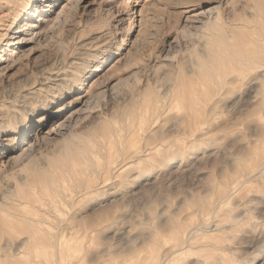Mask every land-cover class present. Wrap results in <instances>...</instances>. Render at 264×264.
I'll return each instance as SVG.
<instances>
[{
  "label": "rangeland",
  "instance_id": "rangeland-1",
  "mask_svg": "<svg viewBox=\"0 0 264 264\" xmlns=\"http://www.w3.org/2000/svg\"><path fill=\"white\" fill-rule=\"evenodd\" d=\"M49 1H0V249L144 264L157 242L163 264H264V169L244 171L264 145V68L198 76L216 19L226 42L264 46V0ZM26 224L56 239L47 258L22 245Z\"/></svg>",
  "mask_w": 264,
  "mask_h": 264
},
{
  "label": "bare ground",
  "instance_id": "bare-ground-1",
  "mask_svg": "<svg viewBox=\"0 0 264 264\" xmlns=\"http://www.w3.org/2000/svg\"><path fill=\"white\" fill-rule=\"evenodd\" d=\"M1 1V0H0ZM40 0H37V4H39ZM69 1V0H68ZM67 1V2H68ZM84 2V0H75L74 6H79L80 4H82ZM87 2V1H86ZM133 2V1H132ZM15 3V2H14ZM49 6L52 4H56L54 2H51V0L49 2H46ZM70 3V2H69ZM4 4V3H3ZM15 5V4H14ZM36 5V4H35ZM3 6V5H2ZM13 6V5H12ZM75 6V7H76ZM22 7V11L26 12L27 9L30 7H27V4H21ZM74 7V8H75ZM1 8V7H0ZM14 8V7H13ZM39 10V9H38ZM36 12V11H34ZM16 14V13H15ZM58 13L55 14V16H57ZM59 15L61 16V14L59 13ZM58 15V17H59ZM208 15V14H206ZM51 16V15H50ZM209 16V15H208ZM216 16V15H215ZM213 16V17H215ZM54 17V19H56V21L58 20ZM210 17V16H209ZM63 18V17H62ZM212 19V18H211ZM214 19V18H213ZM212 19V20H213ZM55 21V20H53ZM22 25V24H21ZM11 26V25H10ZM30 26V25H29ZM246 26V25H245ZM211 31L214 32L213 34V42H215L217 39H219L221 42L216 43V48L215 51L210 53L207 57L206 60L200 65L201 67V71L199 72L198 76H201L205 81H209L211 84H213L214 86L217 85H222V86H227V85H233L235 84L238 80L236 77H234L233 75L236 72L235 66H238L242 69V71H248L250 69H255L256 70L258 68H264V46L261 45H257V47L255 48H248L245 46L244 43L242 42H238V43H234V44H230L228 42L225 41V32H223V29L220 27V24L218 22V20L216 19L215 22L213 23L212 27H211ZM259 31V30H258ZM217 33H220L218 35H216ZM12 37V36H11ZM211 39V38H210ZM233 39V38H232ZM241 39V37L239 38ZM212 40V39H211ZM243 40V39H242ZM250 40V39H249ZM252 40V39H251ZM235 41V40H234ZM238 41V40H237ZM245 41V40H244ZM232 42V41H231ZM246 43V42H245ZM172 48V47H171ZM173 49V48H172ZM167 51V50H166ZM262 71V70H261ZM197 73V72H196ZM217 76L222 78V81H218L217 80ZM252 76V75H251ZM260 77V76H259ZM262 84H264V81H262ZM255 85V84H254ZM257 87V86H256ZM222 93V92H221ZM211 94V93H210ZM221 95V94H220ZM258 98V97H257ZM84 103V102H83ZM82 105V104H81ZM87 105V104H86ZM80 109V108H79ZM83 112V111H82ZM81 112L79 110H73L70 111L68 113H66L64 115V118H66V123L69 125L72 124H77L79 122V114ZM59 122V121H58ZM65 124V123H64ZM69 125V126H70ZM28 126V125H27ZM49 127V126H48ZM25 129V128H24ZM23 129V130H24ZM53 129V128H52ZM51 129V130H52ZM55 129V128H54ZM70 130V127L68 126H60V127H56L55 132H59V134H63L65 135V132H68ZM25 131V130H24ZM47 131V130H46ZM43 131V132H46ZM54 131V130H52ZM106 132H108L109 130H105ZM71 132V131H70ZM48 133V132H47ZM50 133V132H49ZM39 134V135H38ZM38 136H33L31 141L33 143L36 142V144L38 143L39 139H40V133H38ZM259 134V133H258ZM262 135L264 137V129L262 130ZM58 136V135H56ZM58 138V137H57ZM15 141V140H14ZM31 142V143H32ZM41 142V141H40ZM43 143V142H42ZM41 143V144H42ZM30 144V143H29ZM39 144V143H38ZM37 144V145H38ZM40 144V146H42ZM46 145V144H45ZM30 146V145H29ZM27 147V146H26ZM34 145L31 144V146L29 147V154L31 153L30 151L33 149ZM40 148V147H39ZM67 149L68 151H70L72 149V144H67ZM23 150V149H22ZM91 150V149H90ZM37 151V149H36ZM29 156V155H27ZM26 157V155H25ZM26 159V158H25ZM77 160V159H76ZM18 161V160H17ZM24 160H22L23 162ZM114 162V161H113ZM8 163V162H7ZM19 163V162H18ZM107 165V164H106ZM240 165V164H239ZM17 167V166H16ZM31 167H28L27 170H31ZM66 169V168H65ZM107 172H110L111 170L109 169V164L108 167H106ZM264 169V145L262 147V149L260 150V152H258L257 158L256 159H252L247 165H245L244 167V171L247 173L248 175V179L249 177H253V176H261L262 172ZM41 177H40V185L44 186L46 185L48 182H52L56 179L55 174H50L47 172L41 173ZM80 174V173H79ZM112 175V174H111ZM246 176V175H245ZM37 177V176H36ZM64 177V176H63ZM34 179V178H33ZM32 179V180H33ZM244 181V180H243ZM242 181V183H243ZM34 182V181H33ZM84 182V181H83ZM241 183V185H242ZM34 184V183H33ZM244 186V185H243ZM39 190V189H38ZM24 192V191H23ZM55 192V191H54ZM234 193V192H233ZM25 194V193H24ZM22 195V196H26ZM228 195V194H227ZM233 195L232 193L229 194ZM228 197V196H227ZM226 198V197H225ZM223 198V199H225ZM22 199V198H21ZM221 199V198H220ZM26 201V199H25ZM29 202V201H26ZM32 202V201H31ZM225 202V201H224ZM204 203V201H203ZM215 203V202H214ZM31 204V203H30ZM29 204V205H30ZM205 204V203H204ZM218 204V202H217ZM5 205V204H4ZM8 206V205H7ZM215 206V205H214ZM3 207H6L3 206ZM205 207V206H204ZM207 207V205H206ZM218 206H215V210ZM254 209V208H253ZM252 209V210H253ZM11 210V208H10ZM8 210V211H10ZM205 210V209H204ZM214 210V209H212ZM214 210V212H215ZM219 210V208H218ZM12 211V210H11ZM16 211V210H15ZM256 211V210H255ZM14 212V210H13ZM210 212V211H209ZM213 212V213H214ZM9 215V214H7ZM213 216V215H212ZM25 217V216H22ZM29 218V217H28ZM27 219V218H26ZM31 219V218H30ZM43 219V217H42ZM215 219V218H214ZM208 221V220H207ZM212 221V220H211ZM32 223L34 221H31ZM28 222V223H31ZM23 223V222H22ZM16 224V223H15ZM25 224V223H24ZM38 224V223H37ZM198 224V223H197ZM200 225V223H199ZM24 226V225H23ZM37 226V225H36ZM91 226L94 227L95 224L91 223ZM197 226V225H195ZM194 226V228H195ZM211 225H209L210 227ZM27 227V228H26ZM26 229L29 230L30 236L28 238L27 241H25L24 243H22V245H24L27 248H30L31 250H37L36 253L40 254L42 257L47 258V248L50 245H54L56 246V239L55 241L53 239H51L50 237H48L47 235L49 234V232L47 233V235L45 233H42V231L37 230V227H34V224H26ZM199 227V226H198ZM202 227V226H201ZM207 227V226H206ZM19 228V227H17ZM23 228V227H22ZM24 228V229H25ZM193 228V229H194ZM205 228V226H204ZM197 229V228H196ZM207 229V228H206ZM219 229V228H218ZM217 229V230H218ZM27 230V231H28ZM46 230V229H45ZM94 230V229H93ZM185 230V227L177 225L174 227L173 230V234H174V240L176 242V252L182 251L185 248V244H187V241L189 240L188 238L183 239L181 236V233ZM192 230V229H191ZM25 231V230H24ZM210 231V230H209ZM215 231V230H214ZM17 232V230H16ZM21 232V231H20ZM44 232V229H43ZM47 232V231H46ZM190 232V231H189ZM192 232V231H191ZM208 232V231H207ZM187 234V233H186ZM197 236V235H196ZM14 237V236H13ZM54 237V236H53ZM12 239V238H11ZM14 239V238H13ZM27 239V238H26ZM15 241V240H14ZM7 242V241H6ZM208 242V241H205ZM15 243V242H14ZM17 243V242H16ZM157 242L153 243L151 252L147 258V261L144 262V264H163L162 263V259L160 257V252H159V246L157 245ZM189 244V243H188ZM191 244V243H190ZM189 244V245H190ZM208 244V243H206ZM205 244V245H206ZM6 245V244H5ZM4 245V246H5ZM201 245V244H199ZM198 245V246H199ZM12 246V245H10ZM203 246V245H202ZM214 246V245H213ZM20 247V246H19ZM206 247V246H205ZM40 248V249H39ZM193 249H195L194 247H192ZM208 248V247H207ZM211 248V246H210ZM200 249V248H199ZM9 250V249H8ZM8 250H6V248L0 249V262H2V259H4L6 264H31L30 262H24V261H20V259H16L14 255H11L8 253ZM16 250V249H15ZM209 250V249H208ZM163 251V250H162ZM193 251V250H192ZM19 252V251H18ZM23 252V251H22ZM20 253V252H19ZM139 253V252H138ZM173 253V252H170ZM118 254V253H115ZM19 255V254H18ZM140 256V255H139ZM168 257V256H167ZM203 258V257H202ZM209 258V257H208ZM31 259V258H30ZM204 259V258H203ZM126 260V259H125ZM164 260V259H163ZM202 260V259H201ZM230 260V259H229ZM55 261V260H54ZM200 261V260H199ZM120 262V261H119ZM118 262V263H119ZM123 262V261H122ZM204 262V260H203ZM206 262V261H205ZM56 264V261L54 262ZM121 263V262H120ZM2 264V263H1ZM60 264V263H59Z\"/></svg>",
  "mask_w": 264,
  "mask_h": 264
}]
</instances>
